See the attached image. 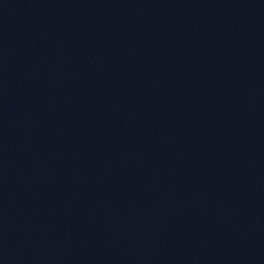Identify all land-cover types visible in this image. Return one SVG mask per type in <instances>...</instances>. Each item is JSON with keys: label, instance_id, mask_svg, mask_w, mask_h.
<instances>
[{"label": "water", "instance_id": "95a60500", "mask_svg": "<svg viewBox=\"0 0 264 264\" xmlns=\"http://www.w3.org/2000/svg\"><path fill=\"white\" fill-rule=\"evenodd\" d=\"M0 264H264V0H0Z\"/></svg>", "mask_w": 264, "mask_h": 264}]
</instances>
